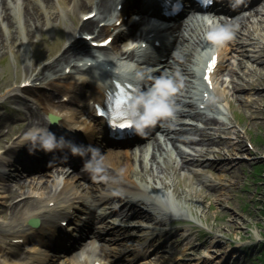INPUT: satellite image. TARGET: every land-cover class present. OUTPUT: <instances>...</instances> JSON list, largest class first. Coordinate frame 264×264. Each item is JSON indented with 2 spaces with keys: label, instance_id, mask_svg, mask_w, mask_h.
Masks as SVG:
<instances>
[{
  "label": "bare ground",
  "instance_id": "bare-ground-1",
  "mask_svg": "<svg viewBox=\"0 0 264 264\" xmlns=\"http://www.w3.org/2000/svg\"><path fill=\"white\" fill-rule=\"evenodd\" d=\"M260 1L229 16L230 19L225 17L224 11L214 6L208 10L207 14L190 12L185 17L178 18L179 20L177 19L176 22L168 24L164 33L173 37L172 46L165 49L164 53L169 52L170 49V54L167 62L164 63L165 70L157 76L169 74L177 81V90L174 93L176 111L173 120H162L165 128L159 131V135L153 134L145 144L135 143L137 145L133 149L127 147L130 144L112 145L101 149L100 156L103 164L95 172L90 169L74 172L71 167L57 166L46 172H30L27 177L13 182L0 176V204L5 203L6 199L21 197L12 207L10 216L8 214L7 217L6 211H0L2 214L0 237L4 239L5 246L6 244H11L10 247L12 245L19 246L20 238H22V246H27L31 242L33 244L30 250L36 251L37 256L31 257L22 252L27 261L29 258L32 260L30 264H53V260L47 255V250L43 254L37 251L38 247H42L41 245L52 249V246L46 243L44 236L51 235L56 230L61 229L60 221L76 217L77 212L82 211L79 209L84 204L86 196L92 195L93 198H96V203L99 204V213L94 215L95 212L89 211V217L79 216V219H83V228L92 230L91 234L95 238L89 244L82 245L79 243V246L72 250L73 254L70 256L62 255L59 257V264H107L106 261L121 264V260L113 254L114 252L109 248V245L117 242V249L126 252L127 249L120 246L122 243H118L123 240L130 242L131 245L129 246L137 247V249L133 248L132 252L138 251L137 255L134 258L131 257L127 263H134L139 259L137 261H142L144 264H161L157 262L160 260L158 257L149 260L145 258L146 255L139 251L137 246L138 240L133 242L129 238H124L120 241V238L107 236L116 229L123 230L124 226L111 220L106 221V219L112 217L119 218L118 220L134 218L143 222L147 221L150 225L141 226L140 229L153 230L155 236L159 237L163 234V230H159L160 226L165 225L170 221V217L175 216L172 212L165 210L167 205H163L159 201V196L167 193L163 192L164 189L173 192L176 199L183 200L190 206L200 205L199 207H201L202 205L200 196L196 192L177 191L173 180L167 183L165 178L183 176L190 179L191 184L197 182L212 192L221 193L222 185L214 181H229V175L224 174V172L229 168L227 165L232 163L231 158H229L230 151H228L230 144L221 138L219 140H213L209 137L188 138L183 133H193L203 137L201 135L203 130L193 126H184L179 121L183 118H193L206 125L218 126L216 129L221 133L231 132L234 135L237 134L238 130L233 129L232 131L223 127L226 118L223 110L220 113L221 117H203L201 113L186 111L185 108L190 105L191 100H183L177 96L192 98L187 94H192L191 90L194 89L193 83L195 82L192 80L196 78L195 66L200 60L201 54L205 53L204 49L208 47V42L203 39V33L207 27V22L212 20L232 25L235 35L217 51L219 64L213 74L212 88L203 90V92L215 95L219 103L224 101L225 94L231 93L239 106L247 109H250L256 101H262L260 91H255L256 88L253 87L258 83L264 87V78L262 77V72H264V43L251 45L254 46V55L243 48L250 43L249 39L251 41L256 39L252 36L253 32H257L256 35H264V0ZM53 2L54 0H0V49L3 48L6 41V35L2 32L4 24L9 28L13 27V24L17 25L16 35L18 37L22 38L23 34L30 36L38 31L42 23L52 24L51 22L57 19L56 12H52ZM60 3L62 6L71 5L73 12H81L87 8H93V11H96L95 18L85 22L76 20L74 23H70V27L69 25L66 26L67 29L70 28L69 35L71 37L86 32L88 35H94V39L97 40L102 35L107 34L113 36L115 43L140 40V43L148 44V37L153 33V30L144 32L143 29L141 33L137 34L139 28L146 25V17L131 18L126 21L121 19L126 13L136 15L135 13L142 11L140 7L137 10L127 9L128 4H132L131 0L128 2L124 0H60ZM119 4H122L123 7L120 12H116L115 8ZM61 13L59 12V14ZM113 17L111 26L97 28V23L101 19ZM68 20L70 21V19ZM117 20L121 21L118 26L114 24ZM126 27L128 30L124 32ZM162 39L160 38L159 41L164 42ZM114 50H117V46ZM93 53L94 50L85 41L77 40L65 49L58 58L35 73V81L38 79L47 81L50 87H54L57 96H60V99L63 97L66 103L58 101L57 97H51L47 93H40L39 87L35 85H33V89L22 91L25 92L23 98L25 102H23L27 109L26 116L19 119L20 124H17L16 132L18 136L11 139L9 146L2 148L3 152H0V157L11 154L14 148L18 149L17 158L24 153L26 154L28 149L24 143L25 133L36 125L48 127L45 116L49 112L58 117V124L61 127L74 131L81 130L89 139L93 136L97 139L100 138L103 123L96 116L93 103L105 96L106 87L93 86L84 77L85 72H80L81 70H88V68L85 65L77 67L80 61ZM116 57L146 60L144 54L133 49L120 48V46ZM244 60H248L250 63L246 64ZM59 66L62 69H59ZM65 67H70L71 70L76 71L77 76L71 82L68 79L71 78L72 74L65 75L63 73ZM255 72H259L261 75L257 79H249L248 76ZM223 74H226V79L219 82L220 76ZM50 77H56V79ZM227 78L229 79L227 80ZM58 81H63V83L60 84ZM252 89H254L253 96L250 97L252 93L247 96L245 93ZM21 90L18 88L9 90L8 99L16 101ZM227 107H230L228 102ZM210 108L214 112L218 110L215 106ZM20 125L24 126L25 130L20 131ZM6 140L1 136L0 145ZM95 142L98 144V140ZM178 144L190 148L193 152L192 155ZM213 146L216 148L213 149ZM56 151H60V149ZM174 153H176V158L173 157ZM206 153L212 158H205ZM190 155L191 157H189ZM6 165L4 164L3 168L12 167ZM108 166L111 172L106 169ZM206 172L209 174H205ZM136 188H140L141 191H137ZM143 188H146L148 192L144 191ZM127 195L130 198L126 199ZM217 200L218 202L221 201L219 198ZM134 202L144 205L143 207L149 211L151 209L164 211L167 217L152 219L150 216L152 211H146L145 208V210L131 209L130 207L135 206ZM172 204L180 210L178 216L188 217L187 214L191 213L184 206H179L173 202ZM30 218L39 219L41 221L40 228L27 227L26 221ZM73 228H75L74 225L69 224L67 231ZM131 228L137 229L138 227L133 226ZM143 238L144 235L140 239ZM12 240L13 242H11ZM97 242L101 243L99 250ZM218 243V240L212 239L203 246L196 263L213 264L217 261L219 263V259H216L219 253L214 251V247ZM77 249L79 252L76 253ZM0 264H8L4 254H0Z\"/></svg>",
  "mask_w": 264,
  "mask_h": 264
},
{
  "label": "rangeland",
  "instance_id": "rangeland-1",
  "mask_svg": "<svg viewBox=\"0 0 264 264\" xmlns=\"http://www.w3.org/2000/svg\"><path fill=\"white\" fill-rule=\"evenodd\" d=\"M43 9L45 11L44 7ZM52 9V12H56L57 19H54L51 22L52 24L42 23L38 31L30 36L23 34L22 38L18 37L16 35L17 25L15 26V24L10 28L6 27L5 24L2 27V32L6 35V41L3 48L0 49V94L2 97L1 101H4L0 103V137L2 136L5 140L12 133L17 132V124H20L19 119L25 118L27 112L25 103L22 100L18 98L16 102H12L8 99L6 92L10 90L14 82L19 83L22 75L26 73L27 76L35 73L44 64L53 60L54 55L61 50L66 37L70 33V28L67 29L66 26L69 25L70 27V23H74L79 14L78 12H73L70 5L62 6L60 0H54ZM88 11L89 9L83 13ZM59 12L62 13L59 14ZM21 32H23L22 29ZM261 33L263 34L262 30ZM261 40L264 42V35L261 36ZM243 48L248 50V53L251 55L255 54L253 47L245 45ZM115 52L116 50L108 49V54ZM244 61L246 64L250 63L248 60ZM61 66H59V69L62 68ZM262 73V77L264 78V72ZM259 75L261 73L255 72L248 77L249 79H257ZM225 77L226 74H223L220 76V79L224 80ZM253 88H256L255 91H260L262 101H256L250 109L239 106L231 93L225 94L224 101L218 104L223 106L228 118L227 122L230 125L236 127L237 122L241 126L239 129L246 131L243 143L235 141L232 134L226 137L225 133L215 130L218 126H214L213 124L206 125L186 118L179 121H187L189 124L194 123L190 125L182 124L187 127L196 126L203 130L201 134L203 137L193 133H183L187 136L209 137L213 140L221 138L230 144L228 151H230L229 158H231L232 163L227 165L229 168L224 172V174L229 175V181H214L222 185L221 193L217 194L197 182L191 184V180L183 176L165 178L167 183L173 180L177 191L196 192L200 196L199 199L202 205L201 207H199L200 205L190 206L183 200L176 199L173 196V203H177L182 207L184 206V208H188L191 212L187 214L189 215L187 217L189 221L170 226H161L163 234L159 237L153 236L154 232L147 231L146 236H149V239L152 240L148 245V249L152 250V254L148 256V260L158 257L160 260L157 262L161 264H197L196 262L203 246L214 239L219 242L214 247V251L219 253L217 259L221 257V252L229 241H238L241 244V247H238L237 250H227L224 252L223 257L229 254H233V257L230 260H222L220 264H251L248 261V257L256 251L254 245L263 237L262 232L264 227L263 218L257 213L258 204L264 200V184L261 183L264 177L256 176L255 179L252 177L253 165L258 164L257 160L259 159L264 160V87H261L258 83ZM253 90H249L245 94L248 96V94L252 93L250 95L252 97L254 94ZM177 98L188 99L182 96H177ZM227 102L230 104V107H227ZM14 107L18 110H15ZM185 110H191V106L186 107ZM196 123H199L201 126L199 124L196 125ZM19 128L20 131L25 130L24 126L20 125ZM247 139L250 145L249 148L245 145ZM4 143L0 147H3ZM216 146L212 148L215 149ZM204 157L212 158L207 153ZM262 163L264 164V161ZM205 174L209 173L206 172ZM163 192H168V190L164 189ZM218 198L221 201L218 202ZM150 216L154 217L153 215ZM112 221L124 224V229H116L107 236L120 238V241L124 238H129L133 242L136 241L133 234L137 235L140 230L130 228L129 226H140L143 223L142 221L134 218L123 221L113 219ZM200 226L206 227L209 229V232L202 233ZM175 231L178 232L175 233ZM118 243H122L119 245L123 246L127 251L121 252V250H118L117 242L110 244L109 248L121 260V264H126V260L130 259V256L133 254V246H129L131 244L127 240Z\"/></svg>",
  "mask_w": 264,
  "mask_h": 264
},
{
  "label": "clouds",
  "instance_id": "clouds-1",
  "mask_svg": "<svg viewBox=\"0 0 264 264\" xmlns=\"http://www.w3.org/2000/svg\"><path fill=\"white\" fill-rule=\"evenodd\" d=\"M234 35L232 25L209 20L203 33V39L208 42V47L204 49V52L206 54L217 52L224 44L233 39ZM96 57L99 58L96 61H113L115 66L111 71L115 78L132 85L124 111L133 131L141 134L145 129L162 120L174 119L176 111L174 93L177 90V81L173 76L169 74L156 76L150 67L141 66L135 60H120L116 58L115 53L106 56L103 52H97L94 53V59ZM148 81L151 83L145 86ZM24 143L27 144L29 152L34 149L51 151L54 147L65 145L62 137H56L48 127L42 125H36L29 129L25 133ZM69 146V151L77 155H83L81 149L99 151L90 146ZM159 201L161 204L167 205L166 211L173 214H178L180 211L172 204V192L161 194Z\"/></svg>",
  "mask_w": 264,
  "mask_h": 264
},
{
  "label": "trees",
  "instance_id": "trees-1",
  "mask_svg": "<svg viewBox=\"0 0 264 264\" xmlns=\"http://www.w3.org/2000/svg\"><path fill=\"white\" fill-rule=\"evenodd\" d=\"M264 164H256L254 166V169L252 171V177L255 179L256 176H260V177H264L263 174H264ZM264 179L261 181L262 184H264ZM258 207L257 208V213L259 214V216L261 218H263V221H264V200H262L260 202V204H258ZM263 241L262 243H260L258 245V250H257V253L253 256L252 260H251V264H264V227H263Z\"/></svg>",
  "mask_w": 264,
  "mask_h": 264
},
{
  "label": "snow or ice",
  "instance_id": "snow-or-ice-1",
  "mask_svg": "<svg viewBox=\"0 0 264 264\" xmlns=\"http://www.w3.org/2000/svg\"><path fill=\"white\" fill-rule=\"evenodd\" d=\"M215 63V57L212 58V60L209 62L208 64V69H206V73L208 70H210V68L214 65ZM205 80H207V74H205ZM131 87V86H129ZM117 88H119V85H117ZM127 99H128V96L127 95H124L121 99H118L116 101V107L118 109V112H117V115L120 116L122 119H124L126 121L127 117H126V113L124 111V108H125V104L127 102ZM116 126L117 127H120V128H124L127 126L126 123H116Z\"/></svg>",
  "mask_w": 264,
  "mask_h": 264
}]
</instances>
